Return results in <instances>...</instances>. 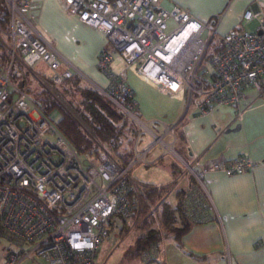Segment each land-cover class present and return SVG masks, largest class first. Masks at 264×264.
<instances>
[{
	"label": "built area",
	"instance_id": "obj_1",
	"mask_svg": "<svg viewBox=\"0 0 264 264\" xmlns=\"http://www.w3.org/2000/svg\"><path fill=\"white\" fill-rule=\"evenodd\" d=\"M65 1L71 14L105 34L107 45L97 68L108 78L107 86L91 82L45 39L29 17L33 0H0V7L4 3L8 10L6 24L0 13V231L11 242L3 264L25 258H41L47 264H95L111 226L135 223L141 217L152 221L159 234L141 252L142 264L160 261L165 236L160 202L144 191L154 184L136 180L132 170L171 155L179 169L187 171L182 209L191 222L202 223L217 214L203 184L204 174H241L255 163L247 156L205 163L196 156L185 159L175 149L176 126L159 122L163 126L159 134L152 127L158 122L141 118L127 71L179 97L186 110L193 106L206 115L218 105L233 106L240 120L246 88L264 93V14L245 11L243 18L256 20V27L230 29L221 35L218 50L209 54L218 16L210 32V20L199 19L178 4L168 5L167 0ZM116 55L123 59L119 72L111 68ZM40 61L50 69L53 84H66L79 75L138 125L129 164L123 165L101 145L96 158L80 155L41 113V101L13 82L16 62L31 69ZM144 132L153 140L139 149ZM168 137L173 143L166 141ZM159 145L164 150L149 159Z\"/></svg>",
	"mask_w": 264,
	"mask_h": 264
},
{
	"label": "crops",
	"instance_id": "obj_2",
	"mask_svg": "<svg viewBox=\"0 0 264 264\" xmlns=\"http://www.w3.org/2000/svg\"><path fill=\"white\" fill-rule=\"evenodd\" d=\"M167 4H178L205 21L218 16L217 32L221 35L232 28H255L256 20L243 18L247 10L264 14V0H167ZM29 17L45 39L91 82L108 85V78L97 68L98 56L107 45L102 31L71 14L65 0H33ZM122 67L123 59L116 55L111 68L119 72ZM65 68L66 65H63L62 69ZM128 84L135 92L141 118L147 116L145 122H158L154 123L155 130L161 133L163 126L159 122L176 126V136L184 137L186 147L182 152L185 157L181 155L185 159L196 156L205 163L247 156L255 163L252 169L231 176L222 171L206 172L202 178L203 184L217 214L208 222L193 223L182 244L177 242L174 234H164L161 260L147 264H264V93L253 87L246 88L245 99L240 104L242 117L239 120L233 106L218 105L211 113L200 115L193 106L186 110L185 102L179 97L163 93L149 83L162 95L163 100L156 99L153 92L143 95L141 92L138 99L137 89ZM159 154L149 159H156ZM171 169L179 174V179L184 178L186 186L187 179L181 170L175 164ZM182 188L184 186L175 191L176 196ZM170 190L171 186L167 193ZM127 222L131 226L132 222ZM112 226L118 230V238L130 231H122L125 221ZM138 232V238L144 234L140 229ZM112 238L115 239V235L110 237L109 234L105 238L106 242L101 243L98 253L103 243H107V246L116 243L115 240L112 242ZM111 250L107 259L114 254L115 248L111 247Z\"/></svg>",
	"mask_w": 264,
	"mask_h": 264
},
{
	"label": "trees",
	"instance_id": "obj_3",
	"mask_svg": "<svg viewBox=\"0 0 264 264\" xmlns=\"http://www.w3.org/2000/svg\"><path fill=\"white\" fill-rule=\"evenodd\" d=\"M0 13L3 22L6 24L8 10L4 3L1 4ZM210 24L211 26L216 25L214 17L210 19ZM217 50L218 47L215 46L209 54H213ZM68 82L71 84L72 89L82 97V103L78 108L82 111V117L92 130L94 137L45 88L40 89L37 93V99L41 101V113L54 122L58 130L69 140L80 155L96 158L101 145L118 157L123 165L129 164L134 158L133 143L138 131L135 124L97 88L91 83H87L85 78L75 75ZM19 85L25 89L24 80L20 81ZM54 111L60 113V116L55 119L49 117ZM177 143L180 144L181 151L185 149L183 136L177 135ZM168 190L169 186L146 185L144 187L149 199L160 202L159 213L164 234H174L177 242L182 244V239L189 232L193 222L188 219L182 209L183 188L178 190V202L175 206H172L164 198ZM143 211L146 212V207ZM144 222L148 224L151 221L146 218ZM128 228V222L125 221V227L122 231H126ZM158 239L159 234L153 228H149L137 239L135 254H141Z\"/></svg>",
	"mask_w": 264,
	"mask_h": 264
},
{
	"label": "rangeland",
	"instance_id": "obj_4",
	"mask_svg": "<svg viewBox=\"0 0 264 264\" xmlns=\"http://www.w3.org/2000/svg\"><path fill=\"white\" fill-rule=\"evenodd\" d=\"M209 31L212 32V26H210ZM208 31L205 33L204 36H207ZM221 41V34L217 33L213 40L212 44L210 45V48L208 50V53L212 52L214 47L217 46ZM13 82L19 83L20 81H25V89L28 90V93L30 94L32 99H37V93L40 89L45 88L48 91L52 93V95L58 100L59 103L86 129L87 132H89L93 137L94 134L90 127L86 124L84 118L82 117V111L78 108V106L82 103V97L75 92L74 89H72L71 84L68 82L66 84L61 85H55L50 81L51 77V71L48 68V66L40 61L38 62L33 68L28 69L24 66H21L16 62L14 64L13 68ZM127 79L128 82L137 89V98L140 99L141 92L142 95L144 93H150L153 92L156 94V99L163 100L162 95L155 91L154 88H152L150 85L145 83L140 77L136 75L133 70L127 71ZM87 83H91L90 81L86 80ZM81 107V106H80ZM83 108V107H82ZM121 111V110H120ZM60 116L59 111H54L49 117L57 118ZM147 116H143V120L146 121ZM133 122V121H132ZM134 123V122H133ZM137 128V133L139 132V127L136 123H134ZM152 127L155 129L156 124H152ZM159 134L161 131H158ZM153 138L150 137V135L146 132L141 137L139 149H143L146 147L150 142H152ZM166 141L173 143V137L166 138ZM136 142V137L133 143V151H134V145ZM104 147V146H102ZM107 149L106 147H104ZM175 149L178 153L183 154L180 148V144H175ZM108 150V149H107ZM164 150V148L159 145L156 147V149L151 153L149 158H153L157 154L161 153ZM108 152L115 156L111 151L108 150ZM135 155V152H134ZM116 157V156H115ZM185 157V156H184ZM118 158V157H117ZM172 164H175L173 161V158L171 155L165 156V158L157 165H150V166H137L132 170V175H134L136 178H138L141 181L145 182H151V183H161L162 185H169L171 186V192L167 193L166 198L172 205H176L178 202V198L175 195V191L185 186V180L183 177L182 179H179V174L174 172L172 168ZM177 168L178 165L175 164ZM182 175L185 177L187 175V171H181ZM180 172V173H181ZM160 212V210H159ZM146 214V212L144 213ZM160 214V213H159ZM161 218V217H160ZM144 217H141L137 220L135 223H131V226H129L128 229H130L129 232H127L122 238H118V230L112 226L110 231V237L115 235L116 243H112L109 246H107V243H103V247L100 250V252L97 255L96 258V264H140V256L134 254V251L136 250V242L137 238L140 235L138 232V229H140L143 233H145L149 228L154 227V223L151 221L150 223H145ZM162 229L163 223H162ZM103 242H106L105 239ZM115 244V245H114ZM114 245V246H113ZM11 246V242L5 238L0 231V264H3L5 262V257L7 255V252L9 250V247ZM111 247L115 248L114 254L107 259L109 253L112 251ZM110 251V252H109ZM18 264H47L43 259L41 258H25L21 260Z\"/></svg>",
	"mask_w": 264,
	"mask_h": 264
}]
</instances>
